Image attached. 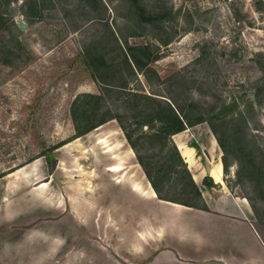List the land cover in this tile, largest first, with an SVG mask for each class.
<instances>
[{
  "label": "rangeland",
  "instance_id": "rangeland-1",
  "mask_svg": "<svg viewBox=\"0 0 264 264\" xmlns=\"http://www.w3.org/2000/svg\"><path fill=\"white\" fill-rule=\"evenodd\" d=\"M257 2L0 0V203L41 182L47 184L42 189L47 204H40L32 220L20 218L16 231H10L8 237L0 235V247L17 245L18 253L9 252V260L63 264L65 254L78 251L79 238L70 250L63 247L64 215L58 213L62 205L67 213L87 215L93 224L97 221L99 232L111 229L108 216L118 215V206L120 228L126 234L124 216L135 210L140 220L148 211L140 204L149 199L132 190L130 179L137 171L144 178L143 184L149 182L116 119L75 139L71 105L78 94L102 96L104 111L125 114L124 121H131L136 114L131 98L125 106L126 97L119 96L120 91L111 92L105 84L108 79L101 85L94 82L83 62L84 50L91 45L113 49L112 34L122 44H148L159 57L153 65L155 74H139L137 79L130 75L128 92L167 100L170 92L183 104L195 101L204 112L214 111L224 102H236L245 112L248 103L256 101L252 84L263 75L259 64L264 65V58L255 56L264 54V10ZM152 12L160 14L164 22H151ZM168 40L167 46L162 45ZM112 82L119 83L117 77ZM260 100L264 102V93ZM246 119L233 124L229 133L243 134L242 148H260L261 152H252L251 161L264 172V103L256 101L255 111ZM205 125L207 128L204 124L182 138L197 147L198 163L208 176L213 160L210 143L216 140ZM222 132L227 133L225 127ZM53 146L59 148L48 153ZM150 148L148 143L143 154L158 153ZM249 154L244 153L240 165L235 160L240 154L229 155L224 185L233 195L248 197L258 220L264 222V174L261 177L248 171ZM118 163L124 169L111 172L109 168ZM17 170L18 175H10ZM176 181L167 184V189L175 187ZM216 189L220 190V185ZM49 205L53 212L48 211ZM56 242L61 243L53 247ZM75 256L80 264L79 254Z\"/></svg>",
  "mask_w": 264,
  "mask_h": 264
},
{
  "label": "crops",
  "instance_id": "crops-1",
  "mask_svg": "<svg viewBox=\"0 0 264 264\" xmlns=\"http://www.w3.org/2000/svg\"><path fill=\"white\" fill-rule=\"evenodd\" d=\"M198 127H204V124L175 135L173 140L178 147L180 141L194 156L195 171L188 167L193 179L197 172L201 184L210 176L216 187H221L220 190L216 187L209 189L204 184L201 187L194 180L202 192L208 211L161 201L157 197L152 198L151 195L136 191L131 186L133 191L150 199L140 204L148 210L139 216L140 220L137 219L135 210L133 214L124 216L128 226L126 234L120 228L121 210L118 206V215L111 213L108 216L107 224L111 225V229L102 228V232H99L96 228L97 221L93 224L87 219V215L67 213L65 205H62L63 210L58 213L64 215V249L70 250L69 246L80 239V244L75 249L78 251L71 250L65 254L63 264H76L77 253L80 264H264V222L258 220L247 199L233 195L224 185L222 156L218 153L217 141L212 140L210 143V156L213 157L211 164L214 159L222 163L223 175L220 182L213 176L212 165L210 175L206 176L207 173L202 171V163H198L197 147L182 138L185 133L191 136L192 131ZM205 129L210 130L208 125L207 128L205 125ZM198 145L203 146L202 143ZM182 157L186 162V158ZM19 173L17 170L10 175ZM42 189L41 185L32 187L25 193L10 196L0 203V232L7 233L0 234L3 239L8 237L10 231H16L14 228L20 218L32 220L40 204H47ZM51 207L52 205L48 206L49 212L54 211ZM60 243L56 242L52 246L56 247ZM16 246L0 247V264H17L18 260L14 262L7 258L9 252L18 253ZM83 253L86 254L85 258Z\"/></svg>",
  "mask_w": 264,
  "mask_h": 264
},
{
  "label": "trees",
  "instance_id": "trees-1",
  "mask_svg": "<svg viewBox=\"0 0 264 264\" xmlns=\"http://www.w3.org/2000/svg\"><path fill=\"white\" fill-rule=\"evenodd\" d=\"M257 6L264 10V0H258ZM159 15L152 12L149 19L153 23L164 22V18ZM112 39L115 41L113 49L98 45L87 47L83 52V62L94 82L101 85L105 83V79H108L105 84L109 85L111 92L120 91L118 92L119 96L126 97L125 106L128 107L127 104L131 98V103L135 104L133 110L136 111V114L131 116V121L130 119L124 121L125 114L122 117L120 114H113L109 109L104 111V98L102 96L89 93L78 94L71 105L75 139L90 133L110 120L116 119L120 123L125 138L135 153L138 164L143 169L157 198L161 201L204 211H208V208L205 205L202 192L196 185L188 169L187 162L183 159L178 146L173 140L175 135L193 127L207 124L223 152L222 163L225 173L230 166L229 155L232 153L235 155L240 154L235 158L240 165L242 157L247 151V153L251 152V155H248V171L262 177L264 172L258 168L255 160L251 161L252 152H261L260 148L256 147L255 150L242 148L241 139L243 134H231L229 131H232L233 124L240 120L241 122L247 120L248 114L255 111L256 101L259 105L264 103L263 100H260V95L264 93L263 64H259L263 73L262 77L254 82L251 87L256 101L249 102L245 112L239 110L236 102L230 104L224 102L218 109L204 112L195 101L186 100L183 104L179 98H176L170 92L169 97H167L168 100L156 98L152 94L143 96L138 91L128 92L129 81L127 77L131 75V79H137L139 74L145 76L147 73L155 74L153 65L159 60V57L153 51V47L148 44L130 45L127 41L122 44L113 34ZM169 41L161 42L162 45L167 46L170 43ZM255 56L264 58L262 53ZM116 77L119 81L118 84L112 82V79ZM143 102L145 103L143 104ZM145 127L149 132L143 131ZM224 127L227 133L222 132ZM140 142L143 143V146L139 144ZM148 143L153 147L150 149L158 151L157 154L153 156L143 154L142 151ZM58 148L53 146L49 148L48 153H53ZM158 157L162 159L156 162L155 158ZM262 157L264 158V154H262ZM263 162L264 159H262V164H264ZM172 180H177L175 187L167 189V184ZM261 180L264 179L261 178ZM203 184L209 189L216 187L210 176L205 178ZM247 199L250 201L248 197ZM251 207L256 213L255 206L251 204Z\"/></svg>",
  "mask_w": 264,
  "mask_h": 264
},
{
  "label": "bare ground",
  "instance_id": "bare-ground-1",
  "mask_svg": "<svg viewBox=\"0 0 264 264\" xmlns=\"http://www.w3.org/2000/svg\"><path fill=\"white\" fill-rule=\"evenodd\" d=\"M91 136V134H89ZM93 136V135H92ZM125 137V136H124ZM85 138V137H84ZM114 139V138H113ZM179 139V137H178ZM82 140V139H81ZM83 141V140H82ZM189 145V144H188ZM122 146V145H121ZM112 147V146H111ZM182 151V156H184L186 158V162L189 163V167L191 169H194L195 171V167H194V156L192 155V153H190L188 150H187V147H185L182 143H180L179 141V147ZM131 149V147H130ZM108 150V149H107ZM112 151V148L108 150V152ZM180 151V152H181ZM133 152V151H132ZM217 154V153H216ZM126 155V154H125ZM123 155V156H125ZM213 158V157H212ZM133 159V158H132ZM125 162V160L123 161ZM122 163V162H121ZM123 164V163H122ZM122 164H116V165H113L109 168L110 171H113V172H120L123 168ZM212 165V172H213V176L215 178V180L219 181L221 180V176L223 175L222 174V163H220L219 161H216L214 159L213 161V164ZM130 176V175H129ZM125 177V176H124ZM125 179V178H123ZM127 179V178H126ZM130 179V178H129ZM194 180L195 181H200L199 180V175L197 174V172H195V175H194ZM122 180L120 179L119 182H121ZM131 181V186L133 187L134 190L136 191H139V192H142L143 194L145 195H151L152 198H156L157 195L155 193V191L153 190V188L151 187L150 184H147L145 185V183L143 184V181H144V178L142 177V175H140L139 172L135 171V175H133L130 179ZM41 187L42 188H45L46 184H44V182H42L41 184ZM150 199V198H149ZM163 203V202H162ZM153 208V207H152Z\"/></svg>",
  "mask_w": 264,
  "mask_h": 264
},
{
  "label": "water",
  "instance_id": "water-1",
  "mask_svg": "<svg viewBox=\"0 0 264 264\" xmlns=\"http://www.w3.org/2000/svg\"><path fill=\"white\" fill-rule=\"evenodd\" d=\"M21 27H22V28H24V27H25V25H24L23 23H21Z\"/></svg>",
  "mask_w": 264,
  "mask_h": 264
}]
</instances>
